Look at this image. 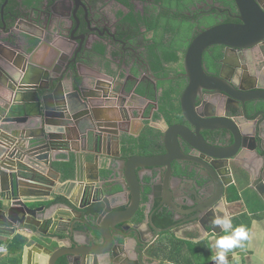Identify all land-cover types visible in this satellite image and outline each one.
Instances as JSON below:
<instances>
[{
    "label": "water",
    "instance_id": "1",
    "mask_svg": "<svg viewBox=\"0 0 264 264\" xmlns=\"http://www.w3.org/2000/svg\"><path fill=\"white\" fill-rule=\"evenodd\" d=\"M234 2L240 22L204 28L188 44L182 57L181 75L186 85L180 95V111L169 114L172 122L159 129L162 142H149L145 152L134 155L126 153L133 146L125 140L129 134L109 129L117 124H105L101 117L105 108L100 107L120 96L122 100L131 97L132 88L118 95L115 82L101 80L103 71H84H93V65L78 51L58 60L43 55L41 59L48 61H37L35 49L28 50L38 37L31 32L24 31L22 36L24 52L0 43V143H4L0 155V234L31 233L22 248V264H143L153 244L163 243L165 232L172 229L162 227L173 214L164 212L162 205L155 206V198L161 196L155 195V181L169 182L176 172L193 181V190L179 186L188 208L183 214H192L190 219L195 220L205 214L204 229L217 228L206 214H221L218 203L227 208L232 172L247 179L264 199V136L260 125L252 123L264 116V75L232 67L229 74L218 68L209 71L203 63L204 51L211 46L235 52L237 60L250 58L254 47L264 50V4L261 0ZM59 21L65 29L66 20ZM76 30L69 31L75 42ZM237 60L230 65L237 67ZM223 103L229 105L227 109ZM240 111L244 121L237 123L233 117L239 118ZM179 117L181 121H177ZM178 138L187 147V154L179 147ZM113 144H117L115 151L111 150ZM154 145H163L165 152L151 154ZM137 147L139 150V143ZM53 150L74 153L75 168L66 189L59 193L58 211L54 216H40L44 208L36 206L38 198L21 194L23 177L15 169L28 159L54 170ZM245 155L257 165L254 177L238 165L246 160ZM83 157L93 163L91 170H96L87 181L82 175ZM175 159L186 164L174 171L171 162ZM38 172L32 175L38 176L35 179L52 184ZM55 173L58 178L65 175L58 170ZM196 174L204 178L201 181L205 184L200 186L219 185L218 195L216 189L207 193L216 198L200 214L196 198L203 191L194 186ZM73 189L80 190V196L73 195ZM58 222L65 223L62 230L53 228ZM56 231L60 235L54 236Z\"/></svg>",
    "mask_w": 264,
    "mask_h": 264
},
{
    "label": "flooded vegetation",
    "instance_id": "2",
    "mask_svg": "<svg viewBox=\"0 0 264 264\" xmlns=\"http://www.w3.org/2000/svg\"><path fill=\"white\" fill-rule=\"evenodd\" d=\"M176 0H0V15L1 9L4 13V25L0 20V29L14 28L16 32L23 31L31 32L37 35V40L34 41V47H43V44L48 45L49 50L46 55L61 59V56L73 55L77 51L83 53L90 61L92 70L90 74L96 73L98 69L103 71L101 80L115 82V91L119 95L123 90L132 88L129 101L147 100L149 105L142 107L139 111L135 105L128 102V107L122 106L121 96L117 100H110L100 104L104 113L111 115L120 113L121 115H134L138 113L142 117H146L149 110L151 116L161 106L160 99L164 93L171 89L178 91L177 98L173 99L174 109L168 108L169 114L180 111V95L186 85V79L181 75V61L177 63L166 62L160 58L168 55V46L173 39L178 40L181 46L187 43L191 37H195L204 28L222 24V23H238L239 12L234 0H177L176 4H169ZM264 4V0H261ZM59 18L66 20L65 29L60 26ZM77 18V20H76ZM26 23V26L23 24ZM23 27H22V26ZM152 25L159 31L158 40L161 43L160 47L155 48V37L158 32L154 29H149ZM156 25V27L154 26ZM77 27L74 35L78 40L73 41L69 31ZM43 39V41H42ZM10 43L11 39H7ZM42 41V42H41ZM176 42V41H175ZM40 44V45H39ZM14 48L25 49L23 37L18 34V41L15 42ZM7 52V50H3ZM223 46H211L205 49L203 54V63L206 69L212 71L218 68L223 73H230V67L234 70H242L241 72L253 73L255 71L264 75V50L259 46L252 48L250 58H239L232 51H226ZM158 55L156 56V54ZM220 53L221 57L216 60L215 55ZM114 58L112 65L108 66L106 58ZM223 58L222 64L219 60ZM237 60V67L232 64ZM45 60V59H44ZM157 63L159 66L157 67ZM169 67L172 68L169 71ZM116 70V73H114ZM123 72V73H122ZM135 76V77H134ZM256 77V75H253ZM126 92V91H125ZM131 92V91H130ZM144 92V94H142ZM180 92V94H179ZM128 96V95H127ZM221 102L222 100L219 99ZM206 103V102H205ZM134 107H132V105ZM200 105V101L196 103ZM228 108L227 103H223ZM112 108L110 112L108 109ZM123 108V109H122ZM242 116V112L239 113ZM262 115H259L260 117ZM264 117V116H262ZM143 120V119H142ZM177 121H181L179 117ZM176 121V122H177ZM156 126L143 125L136 135L138 138L134 142H130L133 146L127 150V154L134 155L145 152L149 148H143V140L148 135L150 142H162L159 137L161 134H156ZM157 129H159L157 127ZM122 132L121 126H119ZM123 132H129L128 129ZM151 132V133H150ZM152 132H155L152 135ZM134 137L133 135H130ZM179 147L187 154V147L180 144ZM139 143V150L137 147ZM116 148H117V144ZM151 154H161L164 151L161 147L155 146ZM127 155V156H129ZM186 162L182 160H173L171 167L174 171ZM138 170V169H137ZM179 175V177H177ZM192 175V174H191ZM203 176H197L194 186L198 187L202 193L196 198L197 205L195 208L200 212L204 211L205 206L213 201V194L208 196L209 191L217 190L219 185L215 187L212 183L205 184ZM204 179V178H203ZM208 179H206L207 181ZM156 193L161 195L155 198V206L162 205L163 211L169 210L173 214V219L166 221L162 227H179L191 223H200L201 234L204 233L202 224L206 221L205 214H201L199 220L190 219L192 214L184 215L183 212L188 208L185 204L183 194L180 192L179 186L187 190H193V181L187 176L186 178L177 173L168 181H155ZM176 185L173 188L172 185ZM187 202V199H186ZM188 203V202H187ZM156 208V207H155ZM213 219L211 215H207ZM169 229V230H172Z\"/></svg>",
    "mask_w": 264,
    "mask_h": 264
},
{
    "label": "crops",
    "instance_id": "3",
    "mask_svg": "<svg viewBox=\"0 0 264 264\" xmlns=\"http://www.w3.org/2000/svg\"><path fill=\"white\" fill-rule=\"evenodd\" d=\"M5 1L7 2V0ZM2 12L3 10L1 9V22L2 19H4V17H2ZM35 40H37V38L33 41ZM48 50L49 47L46 44H43V47H41V45L37 46L35 49L37 52L35 56L37 61L43 62L44 59H41V57L46 55ZM106 62L108 66H110L114 62V58L107 57ZM84 71L89 73V70ZM114 71V73H116V70ZM142 94H144V92H142ZM128 102L135 105L137 109L141 111L142 107L149 105L150 101L148 102L146 99L129 101V97H126V99H123L121 102L123 104L122 106L125 108L128 107ZM133 105L132 107H134ZM101 117L102 119H107L106 121H103L105 124H117L115 127L111 126L113 128H109L111 130H115L116 132H120L119 126L127 127L129 131L127 132L129 134L128 136L133 140H138L136 135L139 133L138 131L143 127V125L151 126L152 124H155V130L158 131L160 128H165L167 122L164 117L154 119L150 113H148L145 118L142 117L140 113L136 116L131 114L123 116L120 113L111 115L108 112L101 114ZM239 118H241V116ZM252 123L253 126L255 123L256 125H260L262 135L264 136V117L260 116ZM157 127L159 129H157ZM156 134L159 135L161 132H156ZM130 135H133L134 137ZM2 143H0V155L3 151L2 147L4 143ZM111 150H116L115 144L112 145ZM52 152L55 157L54 170H57L59 167H55L60 164L61 170H63L66 175V177L60 178V181L63 182L64 179L71 178L76 161L74 153H68L65 150H53ZM83 156L85 157V155ZM245 156H247L245 157L246 160L240 161L238 165L245 166L249 169V171H251L254 177L257 171V165L254 161L252 162L250 160L248 155ZM84 157L82 161V175L83 180L87 181L88 177L96 170H91L90 166H93V163L85 161ZM88 158L90 157L88 156ZM23 162V165H19L18 168V171H20L23 176V178L20 179V182L22 183L19 185L21 194H24L23 196H26L27 198H38L36 206H42L44 208V210L40 212V216H54L59 208L56 203L62 199L59 193L63 192L66 189V186L58 181L57 173L55 174L53 170L40 166L36 163H32L28 159H23ZM30 167H32V169ZM69 167L72 168V172H69ZM27 168L30 172L26 171ZM61 170L60 172H62ZM36 171L46 175L47 178L51 180L52 184L54 183V185L43 178L35 179L38 176L34 177L32 174L35 175ZM245 173L246 176H248V173ZM232 179L233 185L229 187V196L226 199V209L232 216V223L234 227L244 225L247 228L249 232V239L243 241L242 247L233 250L235 253L234 259H231V253L229 254V264H264V199L261 198V196L254 190L247 179L241 178L239 175H235L234 172H232ZM172 187L176 188V185H172ZM73 190L76 192L73 195L77 194L80 196V190L79 193L78 190ZM200 225V223H191L166 231L164 234V242H160L156 245L153 244L150 252L148 254L145 253V256L147 254V259L143 261V264H212L213 261H211V257L214 250H210L209 245L217 236L223 235V233L221 232L219 226L215 228L216 232H214V229L208 227V230L205 232L208 233V237L210 239L199 240L198 243H194V241L198 240L201 236ZM64 227L65 223L58 222L57 227L53 228H57V230L58 228H61L59 230H62ZM59 233L60 231H56L54 236L60 235ZM30 236L31 233L27 230H19L10 235L0 234V246L5 249V251L0 253V264H22V248L28 244Z\"/></svg>",
    "mask_w": 264,
    "mask_h": 264
},
{
    "label": "clouds",
    "instance_id": "4",
    "mask_svg": "<svg viewBox=\"0 0 264 264\" xmlns=\"http://www.w3.org/2000/svg\"><path fill=\"white\" fill-rule=\"evenodd\" d=\"M217 208L222 214L214 215L212 224L219 226L223 235L217 236L209 245L210 250H214L211 261L214 264H229V254L231 259L235 258L233 250L243 246V241L249 239V232L244 225L233 226L232 216L223 202L218 203ZM204 239H210L207 232L202 233L194 243Z\"/></svg>",
    "mask_w": 264,
    "mask_h": 264
},
{
    "label": "trees",
    "instance_id": "5",
    "mask_svg": "<svg viewBox=\"0 0 264 264\" xmlns=\"http://www.w3.org/2000/svg\"><path fill=\"white\" fill-rule=\"evenodd\" d=\"M170 1H172V0H170ZM177 2L178 1L176 0L175 2H171L169 4L170 5L171 4H176ZM154 26L156 27V25H154ZM149 29H154L156 32H158L156 34V36H154L155 37V48L158 47V46L160 47L161 43H159V41L156 40V39H158L157 37H158L159 31L156 28H154L152 25H149ZM192 38L193 37H191L187 43H183L181 46H179L180 42H177L178 40L173 39L172 42L170 43V45L168 46V50H167L168 51V55H164L160 59L164 60L166 62H173V63L180 62L181 61V57L183 56V54H184V52H185V50L187 48V45L189 44V42H190V40ZM157 55H158V53L156 54V56ZM215 57H216V60H218L221 57V54L218 53V54L215 55ZM158 66H159V63H157V67ZM171 69L172 68L169 67V71H171ZM176 94H178V91H174V89H171V90L166 91L164 93V95H163L164 97L161 98L160 101H159L161 106L154 113V116H153L154 119H158L160 117H164L167 122H172L171 117H169L168 113H167L170 110H168V108L166 109V107H169L171 110L174 109V106H173L174 100L173 99L177 98ZM179 94H180V92H179ZM146 113L148 114L149 110H147ZM122 129L126 131L128 128L127 127H122ZM154 133L155 132H152V135ZM148 135L149 134L145 135L146 138L143 140V148H146V146L150 144L149 143L150 140L147 138ZM125 140H127L129 142H134V140L131 137H129V136H125ZM68 170H69V172H72V168L71 167H69Z\"/></svg>",
    "mask_w": 264,
    "mask_h": 264
},
{
    "label": "bare ground",
    "instance_id": "6",
    "mask_svg": "<svg viewBox=\"0 0 264 264\" xmlns=\"http://www.w3.org/2000/svg\"><path fill=\"white\" fill-rule=\"evenodd\" d=\"M2 17H4V13L2 12ZM4 20L5 19H2V24L4 25ZM25 26H26V23H23ZM5 26V25H4ZM12 34H15V36H12ZM18 34H20V35H24V31L22 32V33H18V32H16L15 31V29L14 28H11V27H9L8 29H0V43H5V42H7L8 43V45H9V48L10 49H12V50H16L17 52H24V50L25 49H16V48H14V47H16L15 46V42H17L18 41ZM198 35V34H197ZM11 39V44L14 46V47H12L11 46V44L7 41V39ZM194 38V37H193ZM192 38V39H193ZM191 39V40H192ZM190 40V41H191ZM36 41V40H35ZM34 42V41H33ZM190 43V42H189ZM188 46V45H187ZM8 47V46H7ZM37 48V46L36 47H34V46H32L30 49H28V50H34V49H36ZM8 51V50H7ZM46 61H48L47 59H45L43 62H46ZM184 77V76H183ZM186 79V78H185ZM106 82V81H105ZM110 82V81H109ZM108 82V83H109ZM234 118V120H236L237 121V123H242L243 121H244V119H240V118H238V117H233ZM235 118H237V119H235ZM122 128V127H121ZM125 131V130H124ZM122 132H123V129H122ZM156 132H159V130L158 131H156ZM18 168L19 167H16V169H15V172H17V174H19V175H21L22 176V173L20 172V171H18ZM31 169H32V167H30ZM35 170V169H34ZM58 170V172H60V170H61V168H58L57 169ZM57 170H55V171H57ZM26 171H29V169L27 168V170ZM33 171V170H32ZM32 171H31V173H32ZM54 171V170H53ZM54 171V172H55ZM62 172H64L63 170H61ZM30 172V171H29ZM33 172H35V171H33ZM25 173H28V172H25ZM65 173V172H64ZM56 174V173H55ZM32 175H34V174H32ZM23 177V176H22ZM57 177H58V175H57ZM63 177H66V175H64V176H62L61 178H63ZM58 179V181L59 182H61L60 181V178H57ZM71 178H66V179H64V181L63 182H61V183H63V185H66V183L70 180ZM233 185V184H232ZM203 230H204V232L205 231H207L208 230V228L207 229H204L203 228ZM215 231L214 232H216V229H214ZM3 251H5V249H4V247H2V246H0V253H2ZM214 263V262H213Z\"/></svg>",
    "mask_w": 264,
    "mask_h": 264
}]
</instances>
